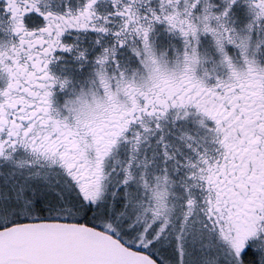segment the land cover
Returning <instances> with one entry per match:
<instances>
[{"label":"snow or ice","instance_id":"snow-or-ice-1","mask_svg":"<svg viewBox=\"0 0 264 264\" xmlns=\"http://www.w3.org/2000/svg\"><path fill=\"white\" fill-rule=\"evenodd\" d=\"M0 264H264V0H0Z\"/></svg>","mask_w":264,"mask_h":264}]
</instances>
